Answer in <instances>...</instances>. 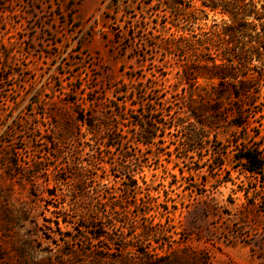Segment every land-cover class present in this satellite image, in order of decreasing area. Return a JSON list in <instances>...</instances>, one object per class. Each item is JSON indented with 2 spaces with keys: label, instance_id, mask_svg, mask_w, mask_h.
<instances>
[{
  "label": "rangeland",
  "instance_id": "rangeland-1",
  "mask_svg": "<svg viewBox=\"0 0 264 264\" xmlns=\"http://www.w3.org/2000/svg\"><path fill=\"white\" fill-rule=\"evenodd\" d=\"M164 1L0 0V264H264V168L238 159L264 156V78L199 126ZM231 26L193 30L222 50Z\"/></svg>",
  "mask_w": 264,
  "mask_h": 264
},
{
  "label": "trees",
  "instance_id": "trees-1",
  "mask_svg": "<svg viewBox=\"0 0 264 264\" xmlns=\"http://www.w3.org/2000/svg\"><path fill=\"white\" fill-rule=\"evenodd\" d=\"M162 4L173 18L179 19L171 24L174 30L182 34L186 32L178 37L170 34L161 40L160 45L167 55L180 58L177 60L181 67L180 77L189 90L184 114L192 117L199 126L208 128L215 127L217 123L213 122L220 121L221 117L226 119L235 113L242 115L245 98L249 99L253 90L261 88L264 78V0H185L183 3L165 0ZM178 5H183L187 12L184 13ZM210 13L228 17L232 25L228 29V40L224 42L228 47L222 50L212 42L210 31L195 34L193 30L194 24L201 18L207 19ZM198 80L216 81L217 84L200 96L197 94L201 91L198 90ZM176 124L180 127L181 120ZM85 125L90 133V122ZM235 125L240 127L243 124L237 122ZM153 129L150 124L146 125L141 136L143 145L154 140ZM199 140L195 135L186 139L188 144ZM238 159L250 174H260L264 168V156L256 152L244 151ZM12 166L15 167L16 163ZM121 169L127 171L128 166ZM26 211L24 217L28 214ZM54 224L57 226L58 221Z\"/></svg>",
  "mask_w": 264,
  "mask_h": 264
}]
</instances>
